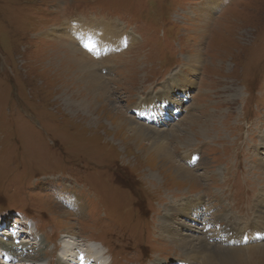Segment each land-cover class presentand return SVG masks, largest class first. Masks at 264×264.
<instances>
[{"label":"rangeland","instance_id":"374dc122","mask_svg":"<svg viewBox=\"0 0 264 264\" xmlns=\"http://www.w3.org/2000/svg\"><path fill=\"white\" fill-rule=\"evenodd\" d=\"M72 58L94 79L75 78ZM89 84L103 89L90 109L70 98ZM136 126L163 135L170 157ZM198 197L206 244L241 258L264 245V233L222 239L229 222L264 230V0H0V223L17 212L36 225L45 248L18 239L26 260L60 264L54 246L75 236L105 263L189 264L158 224L198 237L175 214Z\"/></svg>","mask_w":264,"mask_h":264},{"label":"bare ground","instance_id":"6f19581e","mask_svg":"<svg viewBox=\"0 0 264 264\" xmlns=\"http://www.w3.org/2000/svg\"><path fill=\"white\" fill-rule=\"evenodd\" d=\"M124 36H127V34ZM130 39L131 38L129 36H127L126 40H130ZM66 53H71V52L68 51ZM72 54H74V53H72ZM72 62H73V67H75V71L77 73H79V75H75L76 76L75 78H79L78 76H82L81 78L86 76L88 78H91L92 80L94 79V76L92 74L91 69L89 67H86L80 61V59L74 58ZM62 76H64V75H62ZM67 76H65V77L67 78ZM67 79H69V78H67ZM78 85H80V84H78ZM89 85H92L93 89H88L86 86L85 91L83 92L85 95H83V97L80 96V95H82L81 94L82 90L81 89L78 90L79 93L78 92L77 93L80 94L79 97H81L79 99L76 98V96L74 94L75 92L73 91V94H71V97H70L73 100L72 102L78 101L79 102L78 105H80V107L84 108L85 105H87L89 107V104L91 103L92 93H94L95 89L100 90L102 87V84H89ZM81 87L82 86H80V88ZM101 90H103V89H101ZM164 91L165 92H163V93H165V96L162 97V100L167 99V91L166 90H164ZM95 95H96V93H95ZM89 100H90V102H89ZM160 101H161V99H160ZM141 104L142 105L147 104L145 107H143V109L152 110V112L149 111V112H151V114L153 113V110L156 108V103H155L154 99L153 100L146 99V101L142 102ZM89 109H90V107H89ZM134 125H135V123H134ZM131 130L136 137L145 136L146 139L149 138V140H151L150 149L154 152V154H157L159 156L163 155L162 157H164V156L170 157V153H169L170 151L168 152V148H167L168 146H166L164 141H163V139H164L163 135L152 132L151 130H149L146 127L144 128L143 126H136V127L132 128ZM161 156H160V158H161ZM175 172L178 173L177 174L178 176H182L186 180H188L189 177H191V176H189L187 169H185L183 167L176 168ZM203 199H204L203 197H198L194 200L184 198L180 204L178 203L179 207L177 206V208L175 210L176 217L179 215V217H181L185 220H188V221L197 220L199 222V224L202 227L198 228V232H197V233H199L198 237L196 235H190L189 233L183 234V235L178 233V230L173 227V224L169 226L167 223H165V220H163L162 218L160 219L159 224H158L159 225V232L161 233V236H162L161 239L166 238L168 241L176 243L175 247L182 250V252L184 253L183 257L186 258V261L184 263L187 262L189 264H195L196 261H200V264H236V263L240 264L241 263L240 260H244V261L250 260L251 261L254 259L255 256H256L255 258H260L261 260L262 259L264 260V245L261 248L258 247L257 251L255 250L252 253H250L251 251L248 250L249 253L247 254V257L241 258L239 256L240 253H238V251H236V250H227V249L225 250L224 248H216V247H213V246L206 244L205 242H208V238L206 237L208 235V231H205V229H204L206 227V224L204 222L202 223V221H201L202 219L200 220L201 216H203V214H204L202 212V210L200 209V208L204 207L203 204L200 202ZM63 200L65 201L66 204H68V203L71 204L70 208L72 209V211L82 212V208L80 205L79 198H77L75 196H70V197L64 196ZM170 211L171 210L165 212V214L163 215V218H164V216H166V215L168 216L169 214L173 213ZM63 214H65V212H63ZM173 215H174V213H173ZM261 215H262V212H261ZM260 218L262 220V217H260ZM174 220H175V218H174ZM200 221H201V223H200ZM176 225H179L181 228H185L184 224H182V223L180 224V222L176 223ZM256 226H258V224L253 223L252 226L247 225L246 229H244L245 227L240 229V227L235 225V223L229 222L224 228V233H223L222 239L224 241H226L227 243L228 242L229 243L234 242L235 245L238 243H241L243 238L255 240L254 237L256 235L264 233L263 229H258ZM154 231H155V225L152 221L150 233L155 234ZM75 238H76L75 236H72V238H71L72 241H69L67 244H64V242H61L60 244L56 245L57 247H55V249H58V250H59L60 246L63 245V247H62L63 253L61 255L63 262H62V260H60V258H57V261L61 262L60 264H107V263H105L104 256L102 255L101 252H99L98 254H93V250H94L93 246H92V248H93L92 250L88 249V248L87 249L82 248L81 245H79L80 241L78 242L77 241L78 239L75 240ZM17 240H18V238L11 237L9 235H6V236L3 235V237L0 238V261L2 260L3 257L6 256V261L8 262V263L6 262L7 264H30L31 263L30 261H32V260L30 258H29L30 261L26 260L25 253H24V251L27 250L28 245L23 244V243L19 244L17 242ZM93 242H95V241H93ZM37 247L39 249V252L40 251L42 252L45 248V246H42L41 244L38 245ZM246 248H249V247H246ZM53 253H55V252H53ZM81 256H83V260H81ZM131 263H133V262H131ZM153 264H159V262H154Z\"/></svg>","mask_w":264,"mask_h":264},{"label":"snow or ice","instance_id":"6c2138e0","mask_svg":"<svg viewBox=\"0 0 264 264\" xmlns=\"http://www.w3.org/2000/svg\"><path fill=\"white\" fill-rule=\"evenodd\" d=\"M86 48H88L89 51H91V48L88 47V45H85ZM81 260H83V256H81Z\"/></svg>","mask_w":264,"mask_h":264}]
</instances>
